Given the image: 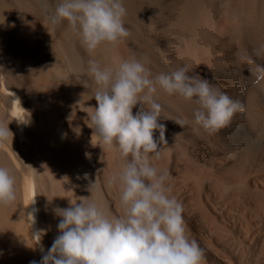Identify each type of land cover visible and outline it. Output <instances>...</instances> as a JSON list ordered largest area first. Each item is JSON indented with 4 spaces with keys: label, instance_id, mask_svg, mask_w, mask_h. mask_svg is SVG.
<instances>
[{
    "label": "bare ground",
    "instance_id": "bare-ground-1",
    "mask_svg": "<svg viewBox=\"0 0 264 264\" xmlns=\"http://www.w3.org/2000/svg\"><path fill=\"white\" fill-rule=\"evenodd\" d=\"M55 4L0 0V124L13 133L0 142V166L15 177L16 194L0 206V264H40L59 235L54 209L69 200L92 194L110 215L123 214L107 181L124 159L91 143L85 118L97 105L86 69L90 59L115 68L132 58L153 76L187 66L241 105L211 132L194 122V101L158 89L167 141L152 163L168 172L204 264H264V0H123L129 35L92 52L67 21L52 23ZM41 231L42 250L31 248Z\"/></svg>",
    "mask_w": 264,
    "mask_h": 264
},
{
    "label": "clouds",
    "instance_id": "clouds-1",
    "mask_svg": "<svg viewBox=\"0 0 264 264\" xmlns=\"http://www.w3.org/2000/svg\"><path fill=\"white\" fill-rule=\"evenodd\" d=\"M125 15L123 0H56L51 21H67L92 52L129 35ZM86 73L94 85L89 94L97 105L90 107L85 118L93 130L91 143L103 153L106 146L115 147L124 159L118 174L107 181L108 186L115 184L119 189L123 214L110 215L92 194L79 197L76 203L69 200L68 208L54 209L60 217L59 235L40 264H204V250L187 234L183 204L170 195L168 172L152 163L162 155L159 141H167L166 127L158 122L162 105L154 96L160 89L169 96L194 101L198 105L194 122L211 132L224 128L241 105L226 93L213 91L207 79L189 76L187 66L153 76L135 58L122 60L115 68L90 59ZM73 113L68 117L70 126ZM174 122L183 129V121ZM73 131L79 135L80 128ZM157 131L158 141L154 137ZM9 136L13 133L8 126L0 124V142ZM96 183L97 179L90 182L91 193ZM15 199V177L0 166V206ZM28 215L35 221L32 213ZM44 234L34 233L37 244L31 248L42 250Z\"/></svg>",
    "mask_w": 264,
    "mask_h": 264
}]
</instances>
